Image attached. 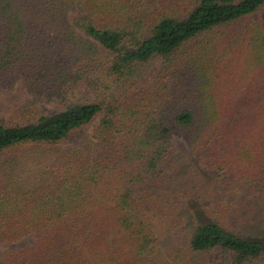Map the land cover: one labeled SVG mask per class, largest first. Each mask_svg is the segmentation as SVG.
I'll return each mask as SVG.
<instances>
[{
    "label": "trees",
    "instance_id": "trees-1",
    "mask_svg": "<svg viewBox=\"0 0 264 264\" xmlns=\"http://www.w3.org/2000/svg\"><path fill=\"white\" fill-rule=\"evenodd\" d=\"M20 87L0 264H264V0H0Z\"/></svg>",
    "mask_w": 264,
    "mask_h": 264
},
{
    "label": "rangeland",
    "instance_id": "rangeland-1",
    "mask_svg": "<svg viewBox=\"0 0 264 264\" xmlns=\"http://www.w3.org/2000/svg\"><path fill=\"white\" fill-rule=\"evenodd\" d=\"M159 66V63L152 64V68L148 69V72H150V77L155 74V70L157 71ZM30 97L25 93V91L20 87L13 93H7V94H0V120L11 122V123H18L22 119V107L28 103V100ZM98 123V118L94 120V122L80 130L78 133L71 136L70 140L66 142V145L72 146V147H80L81 139H84L86 137H89L92 135V131L96 124ZM258 220V219H257ZM256 221V225L253 228V232H262L260 230V223L262 220L259 219V221ZM5 251V246L0 244V257L2 256L3 252Z\"/></svg>",
    "mask_w": 264,
    "mask_h": 264
}]
</instances>
